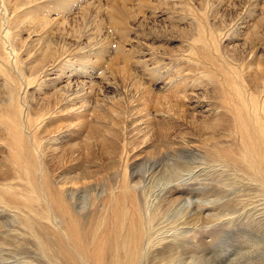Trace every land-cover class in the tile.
<instances>
[{
  "label": "rangeland",
  "instance_id": "obj_1",
  "mask_svg": "<svg viewBox=\"0 0 264 264\" xmlns=\"http://www.w3.org/2000/svg\"><path fill=\"white\" fill-rule=\"evenodd\" d=\"M261 72L264 0H0V139L19 111L40 118L48 164L95 173L92 196L112 185L124 144L138 148L127 151L138 156L139 175L159 159L168 172L186 142L207 163ZM7 158L0 142L1 174ZM197 171L195 190L171 195L165 216L173 221L188 206L202 216L189 254L210 262L195 264H264L263 211L251 206L257 218L231 222L214 177ZM16 251H0V264H27L32 255Z\"/></svg>",
  "mask_w": 264,
  "mask_h": 264
},
{
  "label": "bare ground",
  "instance_id": "obj_2",
  "mask_svg": "<svg viewBox=\"0 0 264 264\" xmlns=\"http://www.w3.org/2000/svg\"><path fill=\"white\" fill-rule=\"evenodd\" d=\"M259 75L248 97L238 98L241 103L233 113V131L226 134L229 138L225 146L215 151L213 158H207V163H204V153L186 142L182 158L166 163L168 172L165 173V165L159 159L139 175L138 156L135 151L134 154L127 151H138V148L124 144L120 171L108 177L112 185L108 189L102 187L94 196L89 194L95 192V173L86 171L80 175L70 169L73 166L64 171L52 169L48 164L49 140L39 134L43 129L39 126L40 118L19 111L20 115L15 116L19 120L4 121L0 142L8 150L5 165L8 168L0 173L2 255L15 253L21 247L32 255L27 264L210 262L206 257L189 254L190 228L199 225L202 216L188 206L179 218L167 221L165 216L175 206V200L168 199L181 189L193 192L196 184L193 175L201 167L197 172L214 177L210 180L223 199V216L235 220L245 213L248 220V216L253 218L254 209L263 211L260 216L264 214V72ZM261 81V88L256 91ZM169 154L173 152L168 149L166 155ZM193 158L202 162L198 165ZM251 193L253 200L249 202ZM88 197L91 202L85 201ZM208 216L221 218L220 214ZM180 248L184 254H179Z\"/></svg>",
  "mask_w": 264,
  "mask_h": 264
}]
</instances>
